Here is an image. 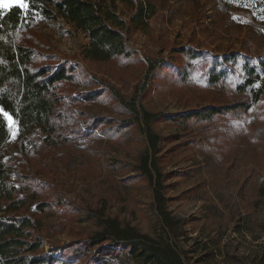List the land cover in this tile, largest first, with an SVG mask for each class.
Returning a JSON list of instances; mask_svg holds the SVG:
<instances>
[{"label":"rangeland","instance_id":"1","mask_svg":"<svg viewBox=\"0 0 264 264\" xmlns=\"http://www.w3.org/2000/svg\"><path fill=\"white\" fill-rule=\"evenodd\" d=\"M151 1L156 13L144 30L130 35L127 45L133 54L125 63L85 57L88 34L62 17L39 21L33 34L42 41L41 48L81 63L87 74H79L80 79L91 74L104 77L127 97L137 94L140 107L160 118L151 122L162 137L152 157L164 175L161 182L173 226L166 225L156 209L147 180L123 181L133 174L125 164L137 162L149 148L147 126L143 122L141 132L133 124L110 138L111 122L128 116L105 95L75 107L86 111L89 121L109 118L94 126L89 138L49 149L40 142L44 134L38 129L25 156L20 154L18 125L8 115L6 157L23 165L28 175L23 187L37 198L25 210L41 219L45 249L85 237L100 229L102 217H114L142 233L177 243L185 251L186 264H264V72L241 92L234 82L209 80L205 62L235 52L258 61L264 58V0ZM119 7L129 20L128 6ZM182 47L196 55L181 57L176 50ZM149 58L156 62L151 72ZM84 81L87 85L81 83L75 93L96 87ZM240 101L250 107L213 113L214 108ZM190 111L201 113L196 118L187 115ZM15 182L20 185L18 179ZM37 204L45 209L40 211Z\"/></svg>","mask_w":264,"mask_h":264},{"label":"trees","instance_id":"2","mask_svg":"<svg viewBox=\"0 0 264 264\" xmlns=\"http://www.w3.org/2000/svg\"><path fill=\"white\" fill-rule=\"evenodd\" d=\"M119 3L126 4L131 11L129 20L121 15ZM20 4L23 3L0 5V264H186L185 251L177 243L142 233L114 217H102L100 229L85 237L59 245L51 243L45 249L41 219L25 210L27 203L37 199L35 193H28L23 187L28 176L26 170L17 158L8 160L4 149L11 133L8 115L18 125L22 156L29 154L27 144L38 129L44 134L40 142L49 149L86 140L94 126L97 128L109 118L94 117L89 121L86 111L75 107L105 95V99H113L115 108L128 116L111 122L114 130L110 129V138L133 124L142 132L143 122L146 124L149 148L137 162L125 164L133 174L123 181L147 180L153 188L156 209L164 223L172 227L163 193L165 186L161 182L164 175L152 157L159 151L162 137L152 129L151 122L160 118L140 107L137 94L127 97L119 86L104 77L91 74L80 79L79 74L82 77L87 74L81 63L41 48L42 41L33 34L40 28L39 21L62 17L75 29L88 34L85 57L100 62L118 59L125 63L133 54L127 45L130 35L148 26L156 13L155 4L151 0H24L27 7ZM176 52L188 59L196 55L184 47ZM205 62L210 70L209 80L234 82L241 92L256 84L264 72V58L258 61L240 52L212 56ZM146 63L149 72L155 69L153 59ZM84 80L90 87H96L75 93ZM262 93L263 90L257 93L252 104L258 102ZM248 107L245 102H232L214 108L213 113L224 108L246 111ZM200 113L190 111L187 115L197 118Z\"/></svg>","mask_w":264,"mask_h":264},{"label":"snow or ice","instance_id":"3","mask_svg":"<svg viewBox=\"0 0 264 264\" xmlns=\"http://www.w3.org/2000/svg\"><path fill=\"white\" fill-rule=\"evenodd\" d=\"M17 2H19V0H17ZM21 7H27L26 4H20ZM5 7H7V5H5Z\"/></svg>","mask_w":264,"mask_h":264},{"label":"crops","instance_id":"4","mask_svg":"<svg viewBox=\"0 0 264 264\" xmlns=\"http://www.w3.org/2000/svg\"><path fill=\"white\" fill-rule=\"evenodd\" d=\"M20 1H21V0H20ZM0 5L3 6V7H5L6 4H3V3L0 2ZM7 6H9V5H7Z\"/></svg>","mask_w":264,"mask_h":264}]
</instances>
